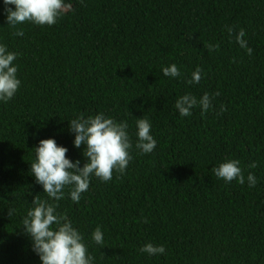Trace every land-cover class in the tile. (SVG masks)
<instances>
[{
  "label": "trees",
  "instance_id": "16d2710c",
  "mask_svg": "<svg viewBox=\"0 0 264 264\" xmlns=\"http://www.w3.org/2000/svg\"><path fill=\"white\" fill-rule=\"evenodd\" d=\"M69 2L73 10L52 26L12 28L0 0V42L20 53L22 82L0 103V264H40L22 227L34 198L46 199L30 172L33 148L54 138L82 167L68 121L99 112L127 120L130 134L136 118H148L157 146L133 150L125 173L108 182L93 177L78 205L65 190L58 210L96 264H264V0ZM241 28L251 55L235 42ZM173 63L179 79L162 74ZM197 67L202 78L188 85ZM186 92L214 95L213 110L180 117L174 102ZM225 158L240 161L243 185L211 172ZM97 226L103 246L90 240ZM147 242L165 254L140 253Z\"/></svg>",
  "mask_w": 264,
  "mask_h": 264
},
{
  "label": "clouds",
  "instance_id": "9594fccd",
  "mask_svg": "<svg viewBox=\"0 0 264 264\" xmlns=\"http://www.w3.org/2000/svg\"><path fill=\"white\" fill-rule=\"evenodd\" d=\"M82 2V0H81ZM2 14L5 22L12 28L30 23L37 26H52L72 11L69 0H2ZM231 35L232 28H228ZM17 37L24 35L23 29L14 33ZM243 28L235 34V42L248 55L252 48L244 37ZM209 52L218 50L219 45H205ZM19 52L10 51L8 45L0 42V103L11 101L21 87L18 76L19 65L16 63ZM162 74L170 79H179L183 73L176 64L161 66ZM202 69L197 67L191 77L186 80L188 85L198 84L202 78ZM218 95V93L216 94ZM214 95L204 92L200 97L191 92L178 96L174 108L180 117L192 115L195 108H199L201 115L213 110ZM221 112L226 108L221 105ZM69 122V132L74 136L73 147L80 149L85 163L81 167L79 159L73 160L67 156L69 149L58 145L54 138L40 139L34 149V161L30 163V172L35 183L40 185L46 199L37 196L31 207L22 217L23 232L31 240L32 251L38 256L40 264H96L95 256L89 251L85 236L74 226L68 216L58 209L59 202L67 197L79 204L82 194L89 189L91 179L97 178L101 182H108L113 173L124 174L135 150L140 155L151 154L157 146V140L152 134V124L148 118L135 119V132L130 134L127 120L117 121L106 116L104 112L85 116L80 114ZM132 135L135 136L133 142ZM257 165H249L255 168ZM211 172L217 179L225 183L233 180L243 185L245 176L238 159L225 158ZM248 187H255L256 176L249 172L247 175ZM14 210H9V215ZM92 243L104 245V234L97 226L90 234ZM140 253L149 257L165 254L163 245L144 243L139 248Z\"/></svg>",
  "mask_w": 264,
  "mask_h": 264
}]
</instances>
